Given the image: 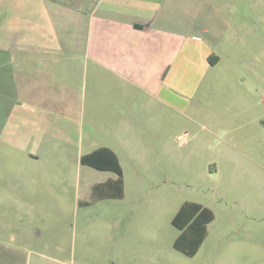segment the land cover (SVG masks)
Here are the masks:
<instances>
[{"label": "rangeland", "instance_id": "rangeland-1", "mask_svg": "<svg viewBox=\"0 0 264 264\" xmlns=\"http://www.w3.org/2000/svg\"><path fill=\"white\" fill-rule=\"evenodd\" d=\"M223 3L244 37L220 43L233 66L157 120L155 150L120 153L121 198L98 197L92 185L116 175L81 165L76 149L30 160L0 143V188L18 201L0 209V264H264V0ZM187 201L213 215L193 255L173 246Z\"/></svg>", "mask_w": 264, "mask_h": 264}, {"label": "crops", "instance_id": "crops-1", "mask_svg": "<svg viewBox=\"0 0 264 264\" xmlns=\"http://www.w3.org/2000/svg\"><path fill=\"white\" fill-rule=\"evenodd\" d=\"M219 5L0 0V143L30 160L76 149L89 167L81 157L102 147L120 167V153L133 154L129 144L145 141L155 150L157 120L164 128L205 80L218 79L221 64L233 66L236 56L227 61L220 43H244L228 4ZM94 169L116 175L92 185L98 197L121 198L122 167L121 176ZM0 192L2 213L18 204Z\"/></svg>", "mask_w": 264, "mask_h": 264}, {"label": "trees", "instance_id": "trees-1", "mask_svg": "<svg viewBox=\"0 0 264 264\" xmlns=\"http://www.w3.org/2000/svg\"><path fill=\"white\" fill-rule=\"evenodd\" d=\"M209 61L214 63L210 58ZM81 162L100 170H113L121 176L117 157L108 148L102 147L82 156ZM212 217L211 210L200 203L189 201L182 203L172 218V224L180 229L173 243L174 248L188 255L195 254L204 238V225Z\"/></svg>", "mask_w": 264, "mask_h": 264}]
</instances>
